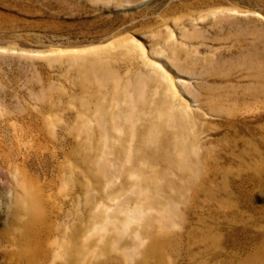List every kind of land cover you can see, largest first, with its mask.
<instances>
[{
  "label": "rangeland",
  "instance_id": "rangeland-1",
  "mask_svg": "<svg viewBox=\"0 0 264 264\" xmlns=\"http://www.w3.org/2000/svg\"><path fill=\"white\" fill-rule=\"evenodd\" d=\"M35 229L264 264V0H0V264Z\"/></svg>",
  "mask_w": 264,
  "mask_h": 264
},
{
  "label": "bare ground",
  "instance_id": "bare-ground-1",
  "mask_svg": "<svg viewBox=\"0 0 264 264\" xmlns=\"http://www.w3.org/2000/svg\"><path fill=\"white\" fill-rule=\"evenodd\" d=\"M32 211L36 212L32 213ZM30 215L33 217L34 221L37 219H44V214L40 208L35 207V209L30 211ZM24 236V242L21 245H17L16 247L18 252H16V255L11 259V264H85V262H83L79 256L75 257L74 255L69 257V263L58 262V260L55 259V254L58 252L59 247L53 245V242L58 240V237L52 239V235H49L46 239H44L42 237V233L36 229ZM73 238L76 242L81 241L80 237ZM46 245L49 247L50 256L48 255L49 250L44 249ZM90 247H92V245H90ZM161 250L163 251L164 249ZM92 255L96 256V254ZM155 261H157V263H155ZM144 264H167V258L163 252L161 255L151 253L149 258L144 261Z\"/></svg>",
  "mask_w": 264,
  "mask_h": 264
}]
</instances>
